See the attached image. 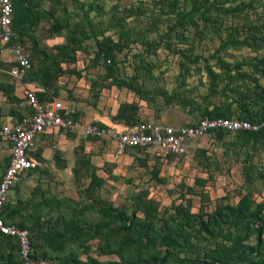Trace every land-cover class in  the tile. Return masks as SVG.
<instances>
[{
  "label": "rangeland",
  "instance_id": "rangeland-1",
  "mask_svg": "<svg viewBox=\"0 0 264 264\" xmlns=\"http://www.w3.org/2000/svg\"><path fill=\"white\" fill-rule=\"evenodd\" d=\"M39 1L41 5L38 9L43 10L44 14L34 33L40 47L51 54V58L56 52L54 45L68 41L75 23L82 29L94 28L99 32L102 25L112 21V15L117 19L115 16L124 15L125 8L138 5L137 0H61L58 4L53 0ZM149 3L150 0H147L138 14H133L123 21L124 28L133 26L138 32L131 33L128 40H137L129 42L127 47L117 53L116 66L121 78H136V82L143 84L149 96H156L159 105L163 100L158 91L171 92L174 89H180L200 106L206 104L204 96L208 92V78L203 69L204 58L215 54L216 51L221 57L232 62L248 61L253 57L257 59L264 54V48L258 52H253L246 46L229 45L219 48L222 39L230 35H247L248 22L254 25L261 22V15H264L263 1L218 0L220 6L229 7L243 3L248 6L235 13L210 12L206 15V22L196 16V27L186 23L173 30L169 29L175 22V16L168 17L166 7L162 10L159 7H151ZM184 7H190V0H181L180 8ZM60 22L67 26L59 32L53 31ZM118 31L119 27H112L105 34L117 39ZM22 39L29 50L30 42L26 37ZM0 46L3 48L1 44ZM3 51H6L3 54L10 56L5 48ZM95 51L96 39L91 37L84 40L75 57L74 65L79 75H74L73 80L66 79V73L61 75L60 83H55L43 92L44 100H53L56 96L54 92L62 87L68 91L69 97L84 103L79 102L80 110L85 104L95 106L99 114L96 118H112L124 102L138 104L139 121L157 120L178 124L195 122L201 117L198 111L189 112L175 104L166 106L160 115L156 116L152 106L134 92L125 86L110 83V79L103 80V62L93 60ZM28 52L32 71L41 65L42 55L34 56L31 51ZM209 62L213 63L214 59L210 58ZM60 66L65 67L66 62H62ZM186 66L189 67V75L184 79L182 72ZM243 69L252 71V66L243 64ZM93 80L98 83L94 88L90 86ZM70 83L73 88L68 90ZM74 88L78 89L77 94L71 93ZM222 99L224 96L218 94L213 97V102L218 103ZM78 117L81 116L78 114L75 118ZM97 121L93 118L89 123ZM52 132L45 135L40 149V153H44L42 165L45 172H33L19 184L17 192L10 191L12 203L19 198L23 201L33 200L36 206L23 205L21 212L14 215L13 220L32 226L36 215L42 222L43 231L53 225L55 233L58 234L62 223L72 218L76 220L73 221L74 226L86 231L97 226L98 230L96 237L88 238L87 244L90 248L87 251L75 245H68V249L63 252L42 247L52 255L50 259H43L44 264H58L60 262L56 257L62 258L70 252L78 254L82 260L95 258L97 262L122 261L136 258V255L149 256L154 250L147 243L152 236L151 231L139 242L130 243L125 239L127 243L121 244L125 236L131 240L133 233L126 232L121 227L117 229L118 224L109 219L103 221L96 211L99 207L112 205L126 214L135 211L137 216H142L137 206V198L141 192L160 201L158 225L173 213L174 206L180 202L189 204L192 212H197L200 206L204 211H210L214 209L217 201L236 203L243 194H249L256 202H264V182L257 176L259 169L264 168V148L260 146L255 150L248 146L232 144L234 135H227L222 139L209 133L198 136L189 146L187 153L176 157L164 155L158 149L145 148L129 151L114 159L110 140L85 137L62 129ZM5 154V150L0 151L2 157H6ZM2 162L0 172L3 168ZM244 165L248 167L247 176L244 173ZM93 173L103 178L100 203L92 201L88 196ZM112 175L117 178L114 179ZM207 176L209 180L204 186H191L196 177ZM188 187H193L195 193L188 190ZM203 191L209 192V202L200 201L197 194ZM91 206L92 208H89ZM56 221L58 226L54 224ZM35 230L37 231L36 228ZM158 248L163 253L164 249L160 243ZM167 264L175 263L169 261Z\"/></svg>",
  "mask_w": 264,
  "mask_h": 264
},
{
  "label": "trees",
  "instance_id": "trees-1",
  "mask_svg": "<svg viewBox=\"0 0 264 264\" xmlns=\"http://www.w3.org/2000/svg\"><path fill=\"white\" fill-rule=\"evenodd\" d=\"M60 1L61 0H53L55 4H58ZM74 1L79 2V0ZM260 1L264 2V0ZM137 2L138 5L125 8L124 15L115 16L118 17L117 19L112 15V21L107 25H102L99 32H96L94 28L89 30L82 29L79 24L75 23L68 41L54 45L56 52L53 58H51V54L40 47L39 40L34 33L38 21L44 14L43 10L38 9L41 2L39 0H12V29L14 35L7 43H3L0 30L1 45L12 55L13 61L11 62L13 65L16 64V61L14 55L8 48L12 43L22 45L30 61L31 57L28 51H31V54L34 56L42 55L40 57L41 65L32 71H30V68L23 78L38 81L45 87V92L47 88H51L57 83L61 75L65 73L68 75H79L74 65L76 52L79 50L84 40L94 37L96 39V51L93 60L95 62L102 60V65L104 67L103 80L110 79V83L117 86H125L127 89L134 92L140 99L152 106L154 111H156V116H159L160 112L164 110L166 106L175 104L181 109L188 110L189 112H193L194 110L198 111L201 117H235L247 119L251 122L264 119V54L261 57H257V59L253 57V59L248 61L232 62L221 57L218 51H216L215 54L204 58L203 69L208 78V92L204 96L206 104L203 106L195 103L191 97L187 96L180 89H174L171 92L165 90L158 91L163 100V103L159 105L158 101L155 99L156 96H149L143 84L136 82V78L132 80L121 78L118 75L116 66V55L127 47L129 42H136L135 40L137 39L134 38L129 41L128 38L131 33H138L135 27L124 28L122 24L127 17L138 14L142 5L147 3V0H137ZM180 2L181 0H150L149 4L151 7H159L162 10L166 7L167 9L165 12L168 14V17L172 15L175 16V22L170 25L169 30H173L177 26H182L186 23H190L196 27V16L206 22L208 20L206 15L210 12L235 13L243 11L245 7L248 6V4L245 5L246 3H243L242 5L236 4L225 7L220 6L218 0H190V7L181 9ZM155 16L157 17V15ZM260 20L261 22L258 25L248 22L247 26L249 27V32L247 35L243 37L230 35L222 39L219 48L221 49L229 45L246 46L253 52H258L264 48V15H261ZM66 26V24L60 22L55 26L53 31L59 32ZM112 27H119L117 39H114L111 35L105 34V32ZM22 37H26L30 42L29 50ZM210 58L214 59L213 63L209 62ZM62 62H66L65 67L60 66ZM243 64L251 65L252 71L243 69ZM188 69L189 67L186 66L184 72H182L184 79L189 75ZM97 84V81L93 80L90 86L94 88ZM44 91H42V94ZM57 91L58 90L54 92L55 95ZM218 94L224 96V99L218 103L213 102V97ZM38 95L39 94H37V96ZM15 97L14 95V97L12 96L11 98L13 99ZM39 99L44 100L40 97ZM138 110L139 107L137 103L124 102L118 107L116 113L111 118V122L115 125L112 126L111 124H105L100 121L95 123L102 127L110 126L118 130H125L140 122L137 117ZM78 114L79 113L74 112L71 113L70 116H74L73 118H75ZM79 118L80 117L77 119ZM142 121L149 120L141 119V122ZM82 122L85 124L90 121L86 122L82 120ZM195 122L178 124H193ZM116 124H121V126L117 127ZM75 134L79 135L78 133ZM209 134L215 135L218 139H222L227 135H234V139L231 141L232 144L248 146L255 150L260 148V146L264 148V129L259 131H237L235 133L216 130L211 131ZM97 139L103 140V138ZM110 147L112 152L113 143L111 142ZM143 149L145 148L128 147L124 153L118 157L125 155L129 151H139ZM36 150L31 152L32 156L42 161L43 157L40 151L37 152ZM164 155H169L170 157L177 156L171 153H164ZM5 156L6 157H2V155H0V162L3 160L0 178L9 162V153L7 151ZM118 157L113 158L117 159ZM247 168V165H244V173L246 176L248 175ZM38 170L40 173L45 172L41 164L31 169L29 171V176ZM208 176L196 177L191 186H204L208 183ZM257 176L264 182V168L261 170L259 169ZM112 177L114 179L117 178L116 175H112ZM159 180L162 182L164 181L163 178H159ZM22 181L23 180L13 186L10 191L15 190L17 192L18 186ZM102 183V177L95 173L91 175L88 196L92 201L100 203ZM188 190L195 193L193 187H188ZM10 191L2 203L0 216L5 223L15 224L29 231V257L31 259L43 261L45 258H52V255H49L47 250L45 251L42 247L62 252L68 249V245L71 247L75 245L78 248H83L85 251L90 248L89 244H87V240L88 238L96 237L95 234L98 230L97 226L91 227L89 231H86L79 228V226H74L73 221L75 219L70 218L68 219L70 221H64L62 223L60 226L61 231L57 234L55 233L56 229L53 225L47 227L45 231H43L42 222L36 215H34L33 225L27 226L23 221L13 220V217L21 212L20 210L23 205L28 204L30 206H36V203L33 200L23 201L19 198L12 203ZM197 195H199L201 202H209L211 200L208 191L200 192ZM139 196L140 197L137 198V206L140 208L142 216H137L135 211L126 214L121 209L112 205L99 207L96 211L103 221L109 219L111 222L118 224V226H116L117 229L121 227L124 231H131L133 233L134 236L131 240L128 236H125V238L121 240V244H126L127 241L130 243L139 242L151 231L152 236L147 243L154 250H152L149 256L136 255V258H128L122 261L97 262L95 258L82 260L78 257V254L70 252L64 254L62 258H60V256L56 257L60 262L58 264H167L169 261H173L175 264H264V202H256L249 194H243L236 203L217 201L214 209L204 211L200 206L197 212H192L189 204L185 205L180 202L174 206L173 213L158 225L157 222L159 221L161 207L160 201L154 196L147 195L145 192H141ZM37 205L39 204L37 203ZM89 208H92V206ZM54 224L58 226L57 221ZM43 235L45 237L44 240ZM158 243L162 245L164 249L163 253L160 252ZM0 264H25L18 239L9 234L2 233L1 231Z\"/></svg>",
  "mask_w": 264,
  "mask_h": 264
},
{
  "label": "built area",
  "instance_id": "built-area-1",
  "mask_svg": "<svg viewBox=\"0 0 264 264\" xmlns=\"http://www.w3.org/2000/svg\"><path fill=\"white\" fill-rule=\"evenodd\" d=\"M145 1V0H138ZM12 0H0V30L3 43L14 35L12 29ZM9 50L16 64L8 73L13 79L21 80L31 68V61L20 44L12 43ZM24 97L32 113L20 117L15 122L0 124V151L9 153V162L0 178V209L10 189L21 180L29 177V171L42 164L32 156L34 141L42 133L72 131L85 137L110 140L113 143V157H118L128 147L154 148L172 155L187 153L190 143L198 136L211 131L223 130L229 133L237 131H259L264 129V119L251 122L247 119L229 117H201L193 124H169L162 121H140L125 130L114 127H102L96 123H83L73 118L62 102L41 101L35 90L26 88ZM0 231L18 239L25 264H44L29 257V231L15 224H7L0 216Z\"/></svg>",
  "mask_w": 264,
  "mask_h": 264
},
{
  "label": "crops",
  "instance_id": "crops-1",
  "mask_svg": "<svg viewBox=\"0 0 264 264\" xmlns=\"http://www.w3.org/2000/svg\"><path fill=\"white\" fill-rule=\"evenodd\" d=\"M2 42L0 41V44ZM4 52L6 51H3V48H1L0 46V124L7 123V122H15L20 117L24 115H29L32 113L30 106L28 105L26 99L24 98V90L26 88L35 90L36 94H39L38 96L41 99H44L42 91L45 90V87L38 81L29 80L26 78H23L21 80L13 79L8 73L11 66H13L11 62L13 61V57L11 54L10 56L8 54H3ZM59 78L57 80V83H60ZM67 78L68 80H73L74 75L69 74L66 77V79ZM80 81L81 80H79V83ZM72 88H73V85L70 83L67 89L71 90ZM76 92H78L77 88H74L71 91L72 94H77ZM14 95L16 97L12 99L11 97L12 96L14 97ZM53 100L61 101L64 108L67 111H69L70 114L72 112L74 113L75 111H77L79 113V116H81L80 117L81 120L89 122L94 118V120L96 121L99 120L101 122H104L105 124H111L112 126L115 125L111 122L112 119L108 118V116H101L99 118H96V116H98L99 114L97 113V109L95 108V106L90 107L85 104L84 107H82V109L80 110L79 109L80 103L81 104H84V103L82 101L80 102L74 97H69L68 91L62 87L58 89L57 94L56 96H54ZM41 101L48 102V100H41ZM91 117L92 119L90 120ZM164 123L171 124V122H164ZM116 126L120 127L121 124H116ZM51 133L53 132L42 133L36 137L34 141V148L37 149L36 150L37 152L40 151L41 149V145L43 144V138L45 137V135L51 134ZM40 154L42 157H44V153L43 154L40 153ZM41 162L43 163V159Z\"/></svg>",
  "mask_w": 264,
  "mask_h": 264
}]
</instances>
